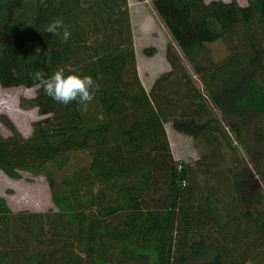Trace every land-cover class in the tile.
I'll use <instances>...</instances> for the list:
<instances>
[{
	"label": "trees",
	"instance_id": "1",
	"mask_svg": "<svg viewBox=\"0 0 264 264\" xmlns=\"http://www.w3.org/2000/svg\"><path fill=\"white\" fill-rule=\"evenodd\" d=\"M150 2L260 180L247 168H225L217 175L222 186L206 191L191 165L174 159L170 121L212 145L211 160L221 144L232 156L238 146L226 144L221 120L172 46L170 74L145 89L128 0H0V86L35 89L20 108L40 116L28 135L0 118L9 130L0 132V171L12 181L46 176L54 206L15 213L0 195V264H231L224 237L240 229L257 237L237 264H264V152L245 144L250 118L256 141L264 142V0ZM56 18L71 33L66 43L44 32ZM219 40L230 55L201 64L198 54ZM61 67L99 83L87 113L75 101L55 102L30 78ZM72 153L91 162L58 179L53 170L66 167Z\"/></svg>",
	"mask_w": 264,
	"mask_h": 264
},
{
	"label": "rangeland",
	"instance_id": "2",
	"mask_svg": "<svg viewBox=\"0 0 264 264\" xmlns=\"http://www.w3.org/2000/svg\"><path fill=\"white\" fill-rule=\"evenodd\" d=\"M205 1L211 2L215 0ZM224 1L230 2L231 0ZM236 1L242 5L248 4L247 0ZM128 2L132 17L137 66H140V72L139 67L138 72L143 86L148 92H151L156 81L168 76L172 70L166 56L167 47L172 46L176 54L181 55V51L173 41L169 31L158 18L150 0H128ZM147 48L154 49V56L150 57L144 52ZM198 55L197 58L199 57V61L205 66L210 65V63H220L230 55L229 43L225 40H219L207 44L206 50H203ZM182 61L186 65L189 75L191 76L192 85L196 86L205 97L206 93L204 91L203 83L200 81L199 77L195 75L191 65L184 56H182ZM176 84L173 79L170 81L172 90H176V88L179 87ZM35 94V89H27L24 87L4 89L0 86V118L6 116L15 120L14 122L20 127L23 133L28 135L30 133L31 124L35 120L40 119V116L37 109H21L20 98H33ZM206 101L216 111L214 105L207 96ZM216 113L217 119L222 122V124L221 122H218V125L221 130H224V134H226V144H229L230 142L228 139H231V142L238 146L235 153L236 155L232 156L229 150L221 144L217 155L211 160L209 148H213L212 145L207 148L202 141L195 139L192 134H186L179 129H176L175 124L170 121L166 124V129L174 159L182 160L191 165L195 175V181L206 191L212 189L215 191L222 186L217 182V175L218 173H223L225 168H247L250 170L251 174H254L256 179L260 180L259 175H255L254 167L246 146H241L236 141V135L228 127V121L219 111H216ZM248 121L249 122L246 121L247 130L245 131V144L247 146H255L260 151L264 152V142H257L254 135V124L256 121L252 118ZM214 123L216 124L217 121ZM0 132L3 136L9 135V130L1 120ZM70 157V162L66 167L53 170L58 179H61L68 173L74 171L75 168L86 166L91 162V159L86 153H72ZM223 157L226 159L224 162L223 159H221ZM233 159L237 160V164L239 163L240 167L233 162ZM250 178L251 177H248L249 180H251ZM261 187L264 192V184H262ZM0 195L5 198L6 202L15 213L25 211L44 213L54 208L51 201L48 182L44 175L35 177L25 175L22 180L12 181L0 171ZM255 237H257L255 233L249 235L241 229L240 231L233 232L231 235H226L224 237L226 245L222 254L226 256L227 263L237 264L238 253L239 257H242L246 252L249 253V251L244 249L246 246L248 248L252 247L254 241L251 239ZM246 243L247 245H245ZM261 244L264 246V242H261ZM255 248L256 252L261 250V248H259V242L255 245ZM201 263L202 262H198L197 264Z\"/></svg>",
	"mask_w": 264,
	"mask_h": 264
},
{
	"label": "clouds",
	"instance_id": "3",
	"mask_svg": "<svg viewBox=\"0 0 264 264\" xmlns=\"http://www.w3.org/2000/svg\"><path fill=\"white\" fill-rule=\"evenodd\" d=\"M44 32L60 37L65 43L71 35L69 29L64 26V21L59 18L48 24ZM30 78L36 82L35 87H42L44 93L55 102L62 105L77 102L82 113H87L89 104L95 99L96 92L100 88L99 83L91 76L75 72L66 74L62 67L58 68L50 77H45L44 73L37 70L30 74Z\"/></svg>",
	"mask_w": 264,
	"mask_h": 264
},
{
	"label": "crops",
	"instance_id": "4",
	"mask_svg": "<svg viewBox=\"0 0 264 264\" xmlns=\"http://www.w3.org/2000/svg\"><path fill=\"white\" fill-rule=\"evenodd\" d=\"M138 67H139V72H140V66L138 65Z\"/></svg>",
	"mask_w": 264,
	"mask_h": 264
}]
</instances>
